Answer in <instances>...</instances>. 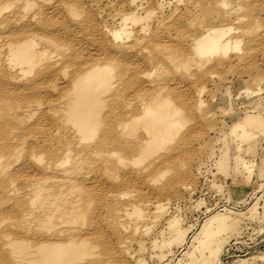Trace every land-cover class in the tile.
I'll return each mask as SVG.
<instances>
[{"label":"bare ground","instance_id":"bare-ground-1","mask_svg":"<svg viewBox=\"0 0 264 264\" xmlns=\"http://www.w3.org/2000/svg\"><path fill=\"white\" fill-rule=\"evenodd\" d=\"M13 1H1L0 12L15 5ZM231 1L229 4V0H178V5L169 15L161 12L151 17V10L144 11L143 14L144 1L131 0L130 4L134 6L130 12L117 10L113 16L117 17L118 25L106 27L104 33L96 37L101 54L96 53L89 61L75 66L61 62L63 54L52 51L50 45L48 46L54 40L48 38L46 42L41 38L37 34V26H22L10 30L0 23V57L4 52L6 57V63L0 66V85L17 83L10 92L0 93V117L5 124L12 123L7 130L0 131V176L13 166L14 159L25 150L26 138L22 134L20 136L23 115H28L27 118L34 114V120L26 124L32 127L42 123L45 125L50 115H57L50 122L52 129L39 133L37 138L33 135L35 140L28 146L29 157L40 165L41 176L33 179L27 189L23 188L26 190L22 195L20 194L26 209L20 211L21 219L17 227L25 237L11 240L10 232H5L6 239H10L7 241L10 245H7V254L12 258H0V264L3 260H7L4 263L8 264H89L86 259L94 255L95 243H92L89 235L84 234L86 232L68 230V227L63 229L66 224L77 223L90 207V201L79 196L81 190L78 185L75 186L76 180L99 178L98 181L103 177L109 178L113 174L112 167L122 162L124 151L134 153L136 156L133 162L138 165L159 151L168 149L169 152V149L174 150L177 145L180 146L185 135L182 131L180 134V130L184 123L186 106L193 113H197L202 111L206 103L203 98L205 86L201 81L215 77V68L218 66L232 64L234 60L239 64L246 62L263 39L264 9L262 12L261 10L264 6L260 5V0ZM16 2L24 11H31L39 6L37 0ZM49 8L52 11L65 10L72 16L78 13L77 7L69 0H56V3L47 7ZM10 14L3 17V22L11 19ZM35 15L36 13L32 14ZM34 19L37 22L39 18ZM89 24L94 25L95 21L85 19L68 23L67 26L78 29ZM39 39L45 42L40 43ZM169 66L177 72H166ZM52 80L65 83L61 89L55 85L49 88L58 89L54 97L50 95L56 102V107L42 109L41 104L34 108L33 101L29 98L48 94L49 92H45V85ZM172 82L184 83V86L180 85L183 88L179 89L177 85V90H171L168 87ZM175 94L177 95L174 96ZM210 95L215 96L214 92ZM226 103L230 106L232 100L227 98ZM114 119L116 120L113 123ZM260 124V119L255 115H246L232 126L231 139H250L254 133L249 127H258ZM115 144L120 147L116 148ZM42 148L50 151L49 159L45 163ZM160 155L164 156L160 163L168 160L166 155L168 158L173 156H169V153ZM240 160L242 157L237 154V165ZM91 162L94 164L91 165ZM93 168L108 173L99 177L94 171L90 172ZM167 171L161 169L157 173L163 176ZM25 174L32 176L30 170ZM105 182H99L97 187L101 189ZM76 187L77 190L74 189ZM15 190L12 173L1 176L0 193ZM78 190L79 194L76 193ZM127 205L138 216L143 212L136 204ZM155 206L160 207L161 203L157 201ZM254 208L255 205L252 209ZM4 220L6 219H0V227ZM31 222L36 233L26 236L30 229L27 224ZM168 225L172 229L169 243L184 238L186 229L181 226L178 217H172ZM228 228L226 217L211 220L203 229L194 250L188 253L189 259L185 264H194L192 257L195 250L210 245L206 241L212 242L214 236ZM168 242L162 241V245ZM219 249V244L209 247L208 256L197 264H209L207 258L215 257Z\"/></svg>","mask_w":264,"mask_h":264},{"label":"rangeland","instance_id":"rangeland-1","mask_svg":"<svg viewBox=\"0 0 264 264\" xmlns=\"http://www.w3.org/2000/svg\"><path fill=\"white\" fill-rule=\"evenodd\" d=\"M14 1L15 5L0 12L1 25L10 30L16 27L22 28V26L27 28L37 26V30L39 29L37 34L39 33L38 35H41L45 41L48 38V40H54L51 41L54 44H48V46L50 45L49 48L54 52L56 50V53L63 54L61 62H66L70 66L87 62L96 53H99L101 49L97 45L96 37L103 34L106 27L118 25L117 17H113L117 10L130 12L134 6L130 4L131 0H69L78 9V16L75 14V17L67 14L65 10L53 9L54 11H52L50 8L47 9L50 4L56 3V0H53L54 2L52 0H37L40 9L36 6L31 11H24L22 8L21 10L19 3ZM139 1L145 2L143 14L151 10V17L161 12L169 15L173 8L178 5V0H136V2ZM231 2L229 0V4ZM258 2L264 6V0ZM263 9L262 7L261 12ZM10 13L12 14L11 19L3 22V17ZM34 13L39 16H32ZM262 13L264 16V11ZM33 17L39 18L38 21L36 22ZM85 19H91L95 21V24H89L87 27L78 29L67 26L68 23ZM47 31L48 33H46ZM262 38L246 62L239 64L234 60L232 64L218 66L215 68V77L201 81V84L205 86L203 98L206 103L202 107V111L197 113H193L188 109V105L186 106L184 123L180 130V134L182 131L185 135L179 144L180 146L177 145L174 150L169 149V152L168 149H165L167 151H159V155L148 156L143 160L144 162L141 161L138 165L133 162L136 155L124 151L122 162L112 167L113 174L111 176L109 174V178L103 177L98 180L101 184L106 181L104 185H101V189L97 187L100 184L97 181L99 178L76 180L75 186L78 185L79 190H81L80 194L79 190L76 193L80 197L84 196L83 199L87 198L86 200L90 201V207L81 217L83 220L79 218L78 221L80 222L66 224L63 229L69 228L68 230L86 232L84 234L89 235V239L95 243L94 255H92L94 257L89 256L87 259L90 261L86 259L87 263L185 264L189 259L188 253L194 250L203 229L209 222L216 218L226 217L229 228L216 237L214 236L212 242L210 241L211 243L206 241L210 245L195 250L192 257L193 263L203 262L204 257L209 254V247L213 248L219 244L220 249L217 255L207 258L209 264H264V35ZM45 41L40 40V43ZM4 54L5 52L0 57V66L6 63ZM170 67L167 68L166 72L176 71ZM51 77L54 78L53 75ZM16 84L0 85V93L10 92L17 86ZM64 84L60 80H52L46 83L45 92H49L48 94L44 93L29 98L33 101V107H40L41 104L42 109L56 107L57 104L53 101V97ZM182 84L184 83L172 82L168 88L177 90L183 88L184 85ZM52 85L58 89H49L53 87ZM238 91L240 92L238 93ZM212 92L215 94L214 97L210 95ZM227 98L232 100L230 106L226 103ZM254 106L257 107L254 108ZM246 115H255L260 119L261 124L258 127H249L254 133L250 139L244 141L236 138L231 139L230 130L232 126L243 120ZM23 116L24 120L21 121L22 123L20 122L21 125L23 124L20 136L23 135L26 138L25 150L20 153L18 160L13 158V166L1 174V176H7L12 173L16 190L0 193V219H6L0 227V258H12L7 254L9 251L7 245L10 246L7 241L25 237L17 227L21 219L20 211L23 212L26 209L25 204L21 201V195L33 179L41 176L40 165L29 157L27 150L30 147L28 146L35 140L34 136L37 138L43 131L52 129L53 125L50 122L57 117V115H50L45 125L42 123L32 127L31 125L26 126V124L34 120V114L33 117L30 116L31 119L30 117L26 118L28 115ZM9 125L12 123L5 124L3 118L0 117V131L7 130ZM237 145L240 147L237 148ZM109 146L114 147V145ZM115 146L116 148L120 147L119 144H115ZM41 151L45 163L47 162L46 159H49L48 153L50 151L44 148ZM173 151H175L174 154ZM24 152L26 155L23 154ZM162 153L163 155L169 153V156H173L168 158L166 155V159L169 161L164 160V163H160L164 157L160 155ZM237 154L242 157L238 165L235 162ZM90 164L92 165L94 162ZM12 169H16V171ZM161 169L168 171L165 175L159 176L157 171ZM28 170L32 176H26L25 173ZM98 170L100 169L94 170L93 168L90 172L93 173L94 171V174H98L99 177L101 174L102 177L108 173L105 174L106 171L99 172ZM78 188L74 189L77 190ZM157 201L161 203L163 208L155 206ZM129 203L136 204L143 210L140 216L133 212L131 206L127 205ZM147 203L149 205H146ZM254 205L255 208L252 209ZM159 208L162 209L159 210ZM174 216L179 218L181 226L186 229V233L182 240L169 243L168 240L170 241L172 237V229L168 222ZM32 217L30 218L33 219ZM123 224L126 226L124 227ZM135 224L136 226H134ZM27 225L31 226L32 222ZM30 226H28L30 229L28 228L26 236L36 233L34 224L33 227L31 226L32 228ZM5 232H10V239L8 237L6 239ZM5 239L6 243H4ZM162 241L168 243L162 245ZM4 262L7 260H3L1 264H8Z\"/></svg>","mask_w":264,"mask_h":264}]
</instances>
